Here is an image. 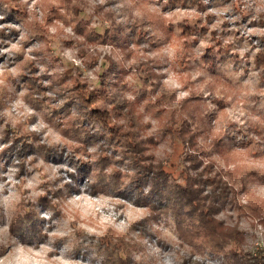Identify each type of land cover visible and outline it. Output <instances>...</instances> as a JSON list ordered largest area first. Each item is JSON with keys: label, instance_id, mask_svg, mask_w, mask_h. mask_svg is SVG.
<instances>
[{"label": "rangeland", "instance_id": "rangeland-1", "mask_svg": "<svg viewBox=\"0 0 264 264\" xmlns=\"http://www.w3.org/2000/svg\"><path fill=\"white\" fill-rule=\"evenodd\" d=\"M261 52L264 0H0V264H242L153 214L136 153L210 166L225 250L264 249Z\"/></svg>", "mask_w": 264, "mask_h": 264}, {"label": "trees", "instance_id": "trees-1", "mask_svg": "<svg viewBox=\"0 0 264 264\" xmlns=\"http://www.w3.org/2000/svg\"><path fill=\"white\" fill-rule=\"evenodd\" d=\"M175 1L183 2L185 0ZM256 60L259 65H264V53L256 55ZM91 113L96 114L97 112L91 111ZM129 135V132L124 134L128 137ZM125 148L134 151L136 144L128 142ZM186 158L189 161V166L194 168L195 176H186L180 185L177 183L168 185V174L161 164L154 163L150 157L146 158L140 153L130 157L135 169H138V171L136 169L137 175L133 178V183L139 185L138 180L142 178V183L151 184L147 193L153 195V199L150 201L153 214L171 215L178 237L190 244L207 245L213 253L220 255H239L241 258L239 261L242 264H264V249L255 254L243 253L240 248L239 251H236V247L233 246L225 250V246L232 242L237 244L243 242L238 230L225 228L222 222H218L214 218L218 209V206H215L216 203L221 199H226L229 193L227 185L218 175L212 174L210 166H203L199 170L200 160L195 156L189 154ZM107 175L111 179L110 183L117 188L118 171L113 170ZM206 187L210 191L206 192ZM137 188L139 187L137 186ZM164 200L165 202H163ZM196 239H199V242ZM102 246L104 249L108 247L106 244ZM108 259L112 264L122 262L113 254L108 255ZM129 262L124 264H129Z\"/></svg>", "mask_w": 264, "mask_h": 264}]
</instances>
